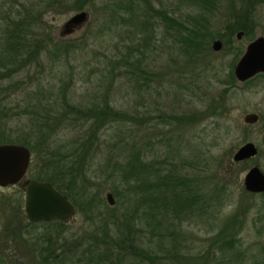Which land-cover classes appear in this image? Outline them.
Returning <instances> with one entry per match:
<instances>
[{
    "label": "rangeland",
    "instance_id": "obj_1",
    "mask_svg": "<svg viewBox=\"0 0 264 264\" xmlns=\"http://www.w3.org/2000/svg\"><path fill=\"white\" fill-rule=\"evenodd\" d=\"M64 1L57 11V0H0V144H18L20 138L31 137V126L38 123V118L57 128V134L50 138L54 146L81 135L84 117L75 120L69 115L60 127L54 125V117L65 110L62 80L70 82L66 94L69 105L88 107L106 98L117 109L136 114L137 121L114 122L103 129L86 173L96 174L102 182L109 175L105 162L115 143L134 142L145 152L147 161L177 170L183 179L192 182L196 193H204V198L198 195L194 203L193 216L181 225L184 259L205 251L209 256L207 261L203 259L206 264H264V194L248 192L243 183L253 166L264 173V76L241 82L234 75L246 44L264 37V0H258L251 11L254 23L248 30L250 36L239 39L238 31L233 35L229 31L246 10L240 8L239 0H133L134 7L141 8L139 19H145L141 27L131 19L138 22L137 17L121 5H113L118 17L111 19L108 0H94L92 5L88 1L83 9H74V0ZM7 10L14 22L18 12L22 17L32 12L33 22L40 20L35 25L29 22L27 29L38 28L39 33V24L45 21L54 40L64 39L75 46L58 58L56 47L49 44L38 57H34L38 48L26 54L23 48H11L7 43L10 21L3 23L1 19ZM83 10L89 14L86 23L60 35L70 16ZM170 17L190 28L198 24L210 36V45L223 38V48L230 45L233 51L183 50L179 35L169 27ZM22 21L15 25H23ZM8 55L15 57L9 65L3 63ZM122 58H140L142 67L152 76L144 77L137 70L128 73L130 68L122 61L115 62ZM250 112L260 116L251 126L243 119ZM246 142L257 146V155L233 164V154ZM42 149L44 155L46 149ZM33 174L28 170L19 184L0 187V264H82V251L88 254L94 249L89 246L90 234L100 226V217L106 211L119 215L124 199L115 198L114 204H109L106 193L110 183H103L100 198L104 204H96L91 211L85 207V212L74 206V214L65 222L62 240L80 244L71 248L61 245L60 238L52 243L51 258L43 259L41 248L47 247L46 240L37 236L47 234L56 225L17 224L18 215L11 211L19 203L24 216L23 182L32 179ZM10 220L15 223L10 224ZM223 229L224 237L217 238L216 243ZM222 239H234V246L217 251ZM99 245L98 249L103 244ZM53 256L58 257L55 263ZM198 263L202 264L201 257Z\"/></svg>",
    "mask_w": 264,
    "mask_h": 264
},
{
    "label": "trees",
    "instance_id": "obj_2",
    "mask_svg": "<svg viewBox=\"0 0 264 264\" xmlns=\"http://www.w3.org/2000/svg\"><path fill=\"white\" fill-rule=\"evenodd\" d=\"M94 0H74V9H83L87 6V2ZM199 1V0H197ZM205 3H212L211 0H202ZM258 0H239L240 8L245 7V12L240 15V19H235V24H231L230 32L243 31L244 35L250 36L248 30L253 25L254 21L250 19L251 11L254 6L259 4ZM262 1V0H260ZM66 1L57 0V11L59 6L64 5ZM61 3V4H60ZM110 5V18L118 17L117 9L113 5H121L120 7L130 11L137 17L135 18L137 26H143L145 19L140 18L138 14L141 8L136 5L134 7L133 0H120V3L114 0H108ZM212 5V4H211ZM248 6V7H247ZM134 8H138L134 11ZM16 22L13 21V15L10 11H6L1 19L3 23L10 21L11 30L9 32L10 40L8 45L13 49L23 48L25 54L29 50L36 51V46H42L45 38L41 32L37 33V29L29 28V22H33V14L21 16L17 13ZM165 20L166 17H163ZM23 19V25H15L17 21ZM40 19L36 18L33 25ZM170 26L179 35V42L182 44V49L193 47L197 51L203 48L209 49V35L206 31L199 29V25L193 28L181 24L175 18L170 17ZM183 23V22H182ZM6 27V26H5ZM28 32H25L23 29ZM8 34V31H7ZM220 38L219 35L216 38ZM223 40V38H220ZM51 47H56L57 58L70 53V49L75 45L67 42L64 39H58L56 42L48 37V43ZM239 51L238 49H235ZM236 51V52H237ZM36 53V52H35ZM33 53V54H35ZM55 55V54H54ZM56 56V55H55ZM115 62L124 64L130 68L128 73L134 74L135 70L143 74L144 77L151 74L142 67L140 58L131 60L124 58ZM152 76V75H151ZM232 78V76H231ZM231 80H229V83ZM70 82L61 83V99L65 110L61 111L54 117V124L60 127L62 119L66 120V116L74 115L75 120L85 118V126L80 130L78 138H72L54 146L50 138L57 134V128L49 127L46 120L38 118V123L31 126V137L24 136L18 140V144L25 145L31 152V164L29 171H33L32 179L46 181L52 184L58 191L67 195L69 201L79 210L85 212L86 208L91 211L100 206L104 201L101 200V190L104 188L103 183L109 181V192L115 198L124 199L123 211L117 215L106 211L100 217V226L95 228L90 234L89 246H93L91 253L82 251L84 261L82 264H200L198 263L201 257L202 264H206L208 252L191 254L184 259L181 255L182 247V229L183 221L191 218L195 212L194 206L197 203L198 195L203 199V191L196 189L191 181L183 179L177 170L168 169L166 165L152 164L147 161L145 152L135 147L134 142L130 144H122L120 141L112 147L113 151L109 154L105 164L109 167V175L102 178L99 182L97 175H89L87 165L94 160V153L100 145V135L106 127H109L114 122L137 121V115L133 113L123 112L109 103V100H101V104H93L88 107L69 105L67 99L68 84ZM56 118V120H55ZM251 126V125H249ZM3 142V141H0ZM117 143H120L119 146ZM42 147L46 149L45 154L41 153ZM245 161L241 162L244 163ZM96 179V180H95ZM264 194V193H259ZM216 195V194H215ZM82 198V199H81ZM81 199V200H80ZM91 208V209H90ZM16 209V210H15ZM19 203L14 204L11 211H16L18 215L17 224H47L56 225V228L37 236L39 239H45L46 246L41 248L45 256L43 259L51 258L52 243H56L61 238L62 230L66 225L61 221L50 222H29L26 216H23V211L20 209ZM10 212V211H8ZM198 212V211H197ZM9 217H12L10 214ZM26 220V221H25ZM15 221L10 220V224ZM23 226V225H22ZM225 229L221 230L216 238L224 237ZM62 240L61 245L77 247L80 241ZM82 239V238H79ZM235 240L219 241L217 251L224 252L234 246ZM74 243V244H73ZM217 243V242H216ZM99 244H103L100 249ZM95 250V251H94ZM89 256V259H88ZM206 260L204 261L203 259ZM53 262H57L58 257H52ZM210 261V258H208Z\"/></svg>",
    "mask_w": 264,
    "mask_h": 264
},
{
    "label": "water",
    "instance_id": "obj_3",
    "mask_svg": "<svg viewBox=\"0 0 264 264\" xmlns=\"http://www.w3.org/2000/svg\"><path fill=\"white\" fill-rule=\"evenodd\" d=\"M85 10L76 12L64 23L60 35L65 36L73 28L85 24L88 20ZM242 33L239 32V37ZM221 42L215 40L213 48L220 49ZM258 73H264V37L259 36L249 42L244 53L239 58L234 68V75L240 81H245ZM258 115L254 112L244 116L246 124H255ZM264 141V134L262 135ZM257 153L253 142H246L233 154L235 161H243ZM31 163V152L22 144H0V187L19 184L25 177ZM244 188L250 192H264V173L257 167L249 169L244 177ZM25 198L24 213L30 222H67L75 212L74 205L67 195L58 191L52 184L36 179H27L23 182ZM109 204H114L110 192L106 193Z\"/></svg>",
    "mask_w": 264,
    "mask_h": 264
},
{
    "label": "flooded vegetation",
    "instance_id": "obj_4",
    "mask_svg": "<svg viewBox=\"0 0 264 264\" xmlns=\"http://www.w3.org/2000/svg\"><path fill=\"white\" fill-rule=\"evenodd\" d=\"M40 20V19H39ZM38 20V21H39ZM37 21V22H38ZM39 27H40V29H41V32L43 33V37L45 38V40L43 41V44H42V46H36L37 48H38V50H37V53L34 55V57H38L42 52H43V50H44V48H47V43H48V37H50L52 40H53V42H55V41H57V40H54V38H53V36H52V33H51V29L50 28H47L46 27V22L44 21V22H40V24H39ZM77 27H75V28H73V30L74 29H76ZM72 30V31H73ZM239 32H241L242 34L238 37L237 36V34L239 33ZM239 32H237V34H236V37L239 39L241 36H243L244 35V33L242 32V31H239ZM215 40H219L220 42H221V47H220V49H218V50H215L214 48H213V43L210 45V50H212V51H214V52H220V51H222V52H225V53H227V52H230V51H233V46H230V45H227L225 48H223L224 47V40H221V39H215ZM214 40V41H215ZM246 46H247V44H246ZM246 46L243 48V51H242V53H241V55L239 56V58L242 56V54L244 53V51H245V48H246ZM13 58H15V57H9V55H8V57H4V61H3V63H5V64H7V65H9L10 63H9V60L10 59H13ZM239 60V59H238ZM237 60V61H238ZM21 66H18L16 69H19ZM259 76H264V73H258V74H256L255 76H253V77H251V78H249V79H247V80H245V81H241V82H250L251 80H253V79H256V78H259ZM254 113H256L257 115H258V117H260L259 116V114L257 113V112H254ZM258 121H259V118H258ZM257 121V122H258ZM256 124V123H255ZM250 125H252V124H250ZM264 134V133H263ZM264 142V141H263ZM5 144H10V143H5ZM11 144H15V143H11ZM256 146V145H255ZM256 148H257V146H256ZM257 153H258V148H257ZM257 153H256V155H257ZM256 155H254V156H252V157H250V158H247V159H245V160H243V161H247V160H249V159H251V158H253V157H255ZM243 161H235L234 159H233V156H232V163L233 164H237V163H239V162H243ZM259 168V167H258ZM28 170H29V168H28ZM28 172V171H27ZM25 178V177H24ZM246 190V189H245ZM248 192H250V191H248ZM251 193H257V192H251ZM259 193H264V192H259ZM259 193H257V194H259ZM25 215V214H24ZM26 216V215H25ZM27 218V217H26ZM28 220V219H27ZM30 222V221H29Z\"/></svg>",
    "mask_w": 264,
    "mask_h": 264
}]
</instances>
